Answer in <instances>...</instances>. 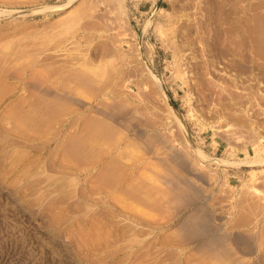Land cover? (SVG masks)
<instances>
[{
    "label": "rangeland",
    "instance_id": "rangeland-1",
    "mask_svg": "<svg viewBox=\"0 0 264 264\" xmlns=\"http://www.w3.org/2000/svg\"><path fill=\"white\" fill-rule=\"evenodd\" d=\"M0 264H264V0H0Z\"/></svg>",
    "mask_w": 264,
    "mask_h": 264
}]
</instances>
